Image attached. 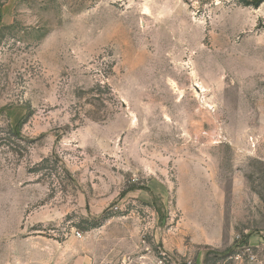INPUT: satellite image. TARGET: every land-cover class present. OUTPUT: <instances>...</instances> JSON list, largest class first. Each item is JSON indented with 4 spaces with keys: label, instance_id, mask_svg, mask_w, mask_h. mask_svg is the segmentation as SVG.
<instances>
[{
    "label": "rangeland",
    "instance_id": "374dc122",
    "mask_svg": "<svg viewBox=\"0 0 264 264\" xmlns=\"http://www.w3.org/2000/svg\"><path fill=\"white\" fill-rule=\"evenodd\" d=\"M184 2L186 38L122 0H0L5 264L30 237L96 264H264V15Z\"/></svg>",
    "mask_w": 264,
    "mask_h": 264
},
{
    "label": "crops",
    "instance_id": "0c3cea01",
    "mask_svg": "<svg viewBox=\"0 0 264 264\" xmlns=\"http://www.w3.org/2000/svg\"><path fill=\"white\" fill-rule=\"evenodd\" d=\"M125 5L135 9L141 16L143 23L158 24V32L175 33L174 36L186 38L191 29V12L184 0H122ZM258 10L260 16L264 15V3ZM179 34V35H178ZM40 239V240H39ZM27 238L26 242L34 247L16 251L12 248L8 253L7 264H96L95 256L75 250L67 239L60 243L48 238ZM36 244L46 245L38 248ZM36 246V247H35ZM11 252V253H10ZM0 264L5 262L0 260Z\"/></svg>",
    "mask_w": 264,
    "mask_h": 264
},
{
    "label": "built area",
    "instance_id": "2783aa9c",
    "mask_svg": "<svg viewBox=\"0 0 264 264\" xmlns=\"http://www.w3.org/2000/svg\"><path fill=\"white\" fill-rule=\"evenodd\" d=\"M215 0H189L191 5L194 7L195 12H200L201 8H204L206 5L209 4L210 2H214ZM78 236H81V233L78 232Z\"/></svg>",
    "mask_w": 264,
    "mask_h": 264
},
{
    "label": "trees",
    "instance_id": "16d2710c",
    "mask_svg": "<svg viewBox=\"0 0 264 264\" xmlns=\"http://www.w3.org/2000/svg\"><path fill=\"white\" fill-rule=\"evenodd\" d=\"M240 3L246 6H254L259 7L262 3H264V0H240Z\"/></svg>",
    "mask_w": 264,
    "mask_h": 264
}]
</instances>
